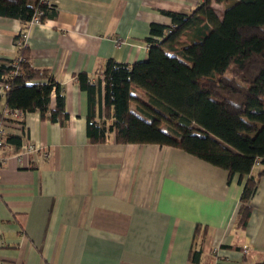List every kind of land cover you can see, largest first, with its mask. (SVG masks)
I'll return each mask as SVG.
<instances>
[{
  "label": "crops",
  "instance_id": "crops-1",
  "mask_svg": "<svg viewBox=\"0 0 264 264\" xmlns=\"http://www.w3.org/2000/svg\"><path fill=\"white\" fill-rule=\"evenodd\" d=\"M52 1L57 14L41 24L0 16V56L14 57L16 36L27 30V55L61 82L70 114L65 125L35 111L24 114L22 125L12 120L6 126L7 132L24 133L22 142L49 146L51 154L29 153L20 161L17 145L6 143L1 150L0 264L264 260V175L248 224L241 227L239 174L230 179L227 169L176 146L96 143L87 131L89 95L78 74L87 72L98 83L109 59H146L152 23L171 25L165 11L191 13L203 0ZM213 6L222 17L225 6ZM51 103L56 104L55 92ZM197 224L202 257L193 262Z\"/></svg>",
  "mask_w": 264,
  "mask_h": 264
},
{
  "label": "trees",
  "instance_id": "trees-1",
  "mask_svg": "<svg viewBox=\"0 0 264 264\" xmlns=\"http://www.w3.org/2000/svg\"><path fill=\"white\" fill-rule=\"evenodd\" d=\"M213 2L225 5L222 17ZM38 10L43 20L57 14L55 4L41 0H0V16L23 23ZM165 12L172 23H152L146 59L111 58L98 83L87 72L78 74L89 95V138L176 146L227 169L230 179L239 174L244 185L238 223L245 227L264 175V0H203L191 13ZM21 36L15 44L24 59L14 65V58L0 56V81L10 83L6 107L38 111L65 125L70 114L63 85L31 62ZM103 105L101 119L97 111L101 114ZM2 119L6 126L24 121L0 110ZM23 134L6 128L5 142L20 147ZM200 231L197 224L189 254L193 262L202 257L196 246Z\"/></svg>",
  "mask_w": 264,
  "mask_h": 264
},
{
  "label": "built area",
  "instance_id": "built-area-1",
  "mask_svg": "<svg viewBox=\"0 0 264 264\" xmlns=\"http://www.w3.org/2000/svg\"><path fill=\"white\" fill-rule=\"evenodd\" d=\"M41 1L47 4H54L52 0H41ZM42 14H43V11H39V10L36 11L34 15L32 16V18L30 19V21L28 22V24L33 25V24H41L42 22H44L45 20L42 19ZM20 33H22L21 42L24 45H27L28 44V41H27L28 31L24 30V31H21ZM117 43L120 44L121 39H119ZM15 48L18 51V53L12 58L15 59L14 65H17L18 62L24 58L21 56L18 50V45H16ZM9 89H10V83L0 81V99L6 98ZM4 113L8 116L14 117L15 119H22L24 118V114H25L20 109H9L7 107L4 109ZM5 133H6V119H2L0 120V163L3 162L4 160L1 155V150L6 145ZM35 152H39L44 157H48L51 154V150L49 146L47 145H40L32 141H24L22 142L20 146V153L18 154V159L21 161L25 154L35 153Z\"/></svg>",
  "mask_w": 264,
  "mask_h": 264
},
{
  "label": "rangeland",
  "instance_id": "rangeland-1",
  "mask_svg": "<svg viewBox=\"0 0 264 264\" xmlns=\"http://www.w3.org/2000/svg\"><path fill=\"white\" fill-rule=\"evenodd\" d=\"M221 5H224V4L221 3ZM224 6H225V5H224Z\"/></svg>",
  "mask_w": 264,
  "mask_h": 264
}]
</instances>
